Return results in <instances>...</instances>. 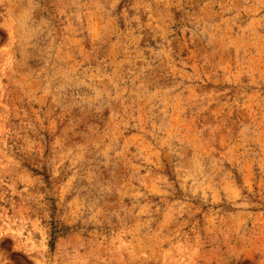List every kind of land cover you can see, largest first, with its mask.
Segmentation results:
<instances>
[{"label":"rangeland","instance_id":"1","mask_svg":"<svg viewBox=\"0 0 264 264\" xmlns=\"http://www.w3.org/2000/svg\"><path fill=\"white\" fill-rule=\"evenodd\" d=\"M0 264H264V0H0Z\"/></svg>","mask_w":264,"mask_h":264}]
</instances>
